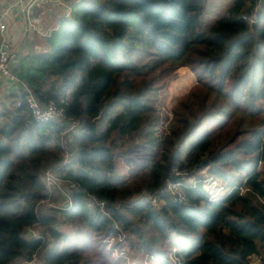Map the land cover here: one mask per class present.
<instances>
[{
  "label": "trees",
  "instance_id": "trees-1",
  "mask_svg": "<svg viewBox=\"0 0 264 264\" xmlns=\"http://www.w3.org/2000/svg\"><path fill=\"white\" fill-rule=\"evenodd\" d=\"M204 2L71 0L48 49L20 57L15 75L81 130L62 142V127L35 120L23 92L0 106V264L33 255L120 264L130 252L137 264H251L253 255L264 264V6L251 27L242 15L253 0H232L198 31ZM180 67L195 82L171 107L160 141V90ZM138 146H160V155L129 181L117 153ZM49 167L60 184L45 183ZM204 169L224 186L215 198L202 186ZM54 191L71 205H49ZM38 224L40 238L24 234Z\"/></svg>",
  "mask_w": 264,
  "mask_h": 264
},
{
  "label": "built area",
  "instance_id": "built-area-1",
  "mask_svg": "<svg viewBox=\"0 0 264 264\" xmlns=\"http://www.w3.org/2000/svg\"><path fill=\"white\" fill-rule=\"evenodd\" d=\"M38 1L39 0H29L26 3H22V1H17L18 3L10 4L8 7H6L4 11L0 12V74L3 75L4 77H7V80H9L10 82L18 84L17 89L19 90V92H23L25 94L28 109L30 111L31 116L35 120L55 122L62 127V131H61L62 142H65L72 135H78L80 133L81 130L80 121L76 119L67 118L65 109L62 105H59L53 101L41 102L40 100H38L33 95L28 85L15 75L14 71L17 66V62L19 58L17 61L14 62V60L10 55L12 53L11 44L5 37V31L7 29V25L4 20L9 12V9L11 10L14 6L16 5L21 6L23 4V6H21V10L23 12H26L27 15L32 3ZM40 1H44V0H40ZM56 2L63 3L62 0H56ZM253 3L254 4L250 13L242 15V19L245 20L248 25L255 23L257 21V12L263 9L264 0H253ZM44 23H45V19L42 16H37L36 18L33 17V19H29L28 21V24L32 29V31H35L38 35L47 38L50 36L52 30H54L55 28L46 29ZM20 105H21V99L18 97L16 99L15 106L19 107ZM53 171L54 170L51 167L46 168L44 171H41L42 177L44 178L46 184L61 183L60 180L54 177ZM202 172H205V170H202ZM202 186L212 198L217 197V195H220V192L222 191L224 192L225 190L224 186L221 183H219L215 178H213L211 175L207 173L204 174V177L202 179ZM169 188L172 190V193L174 192L173 194L175 197H177L178 200L184 199V194L180 188L179 183H169ZM64 199H65L64 203H66L65 207H69L71 205L70 199L67 196H65ZM152 201L154 202L153 198ZM88 202L90 205H92L96 202V199L92 197H88ZM98 204L100 206L103 205L101 201H99ZM33 228H34L33 226H26L24 228V234L28 237H33L36 239L40 238L41 237L40 233L39 232L35 233L33 231ZM26 263L48 264L36 258L35 255H33L32 259H30Z\"/></svg>",
  "mask_w": 264,
  "mask_h": 264
},
{
  "label": "rangeland",
  "instance_id": "rangeland-1",
  "mask_svg": "<svg viewBox=\"0 0 264 264\" xmlns=\"http://www.w3.org/2000/svg\"><path fill=\"white\" fill-rule=\"evenodd\" d=\"M26 0H22V3H24ZM64 1V0H62ZM16 2V0H14ZM232 0H205L204 2V9L203 13L201 15L200 24L197 27V30H203L205 27H207L209 24L213 22L214 19L218 18L219 16L223 15L229 5L231 4ZM70 3H66L65 6H70ZM11 15H15V12H19V6H16L12 11ZM70 14V11H69ZM20 19L23 21V18L20 17ZM256 23V22H255ZM254 23V24H255ZM57 27V26H56ZM55 27V28H56ZM15 30H10V32L18 34L21 30V25H19ZM15 34V35H16ZM17 36V35H16ZM19 36V35H18ZM179 69V68H178ZM176 70V77L172 80L166 81L164 85L162 86L160 90L159 95V111L161 113V123L158 126V136L160 141H163L164 135L166 133V127L168 120L171 117V107L175 104V102L181 97L183 94L188 92L190 87L195 82V76L190 79H184V75L182 71ZM191 71V70H190ZM192 72V71H191ZM154 75V73H152ZM194 75V73L192 72ZM69 139V138H68ZM66 160L70 159V155L64 154ZM117 159H116V166L117 171L120 174V176L126 180L133 181L137 179L141 174H143L149 167L150 163L158 158L160 155V146H157L153 149H150L148 147H134L130 150H126L124 153H117ZM205 172H202L203 174L207 173L206 169H204ZM261 176H264V165H261ZM54 174H56L54 172ZM218 181V180H217ZM219 182V181H218ZM48 186H51V184H47ZM62 186H66L64 183L61 184ZM170 189V188H169ZM171 190V189H170ZM172 192V190H171ZM174 193V192H173ZM220 192V194H222ZM51 197H54V199H51ZM68 200V199H66ZM49 203V205L56 207L59 205H64L65 199L61 197V195L58 192H52V196L50 195L49 199L45 200ZM155 201V200H154ZM44 226L36 225L33 228V231L35 233H38V231L43 228ZM68 226H62L61 229L68 230ZM76 226L70 227V229L76 230ZM116 238H124L122 234L118 237L113 236H107L103 239L104 243L109 245L111 244ZM127 251V248H124ZM129 258L124 259L123 262L120 264H137L136 259L133 258V253L130 252ZM251 264H261V259L258 255H253L250 259ZM144 264H155L154 262L149 261L148 259H145Z\"/></svg>",
  "mask_w": 264,
  "mask_h": 264
},
{
  "label": "crops",
  "instance_id": "crops-1",
  "mask_svg": "<svg viewBox=\"0 0 264 264\" xmlns=\"http://www.w3.org/2000/svg\"><path fill=\"white\" fill-rule=\"evenodd\" d=\"M17 1L22 0H16V2H14V0H0V12L4 11L10 4L18 3ZM27 1L29 0H26L24 3ZM62 2L63 3H57L56 0H39L38 2L32 3L27 15L26 12L21 10V6H23V4L21 6L16 5L19 6V12H15V15H11V13L14 14V12L10 11H12L16 6H14L11 10L9 9V12L4 20L7 25L5 37L11 44L12 53L10 55L14 62L25 54L46 51L48 49L49 46L47 38L38 35L35 31H32L28 21L29 19H33V17L36 18L37 16H42L45 19V28L54 29L57 26L58 20L62 16H67L70 11V6H65V4L70 3L71 0H64ZM20 17L23 18V21ZM19 25H21V30L18 34L10 32V30L17 31L16 29ZM178 71L183 72L184 79L194 77L190 69L187 67H180ZM17 86V83L10 82L7 80V77L0 74V106L2 104H4V106H9L8 96L20 93Z\"/></svg>",
  "mask_w": 264,
  "mask_h": 264
},
{
  "label": "water",
  "instance_id": "water-1",
  "mask_svg": "<svg viewBox=\"0 0 264 264\" xmlns=\"http://www.w3.org/2000/svg\"><path fill=\"white\" fill-rule=\"evenodd\" d=\"M250 26L253 27L254 26V23L250 24Z\"/></svg>",
  "mask_w": 264,
  "mask_h": 264
}]
</instances>
